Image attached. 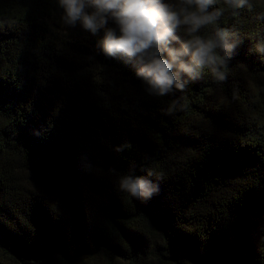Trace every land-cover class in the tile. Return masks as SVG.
I'll return each instance as SVG.
<instances>
[{
    "label": "trees",
    "instance_id": "16d2710c",
    "mask_svg": "<svg viewBox=\"0 0 264 264\" xmlns=\"http://www.w3.org/2000/svg\"><path fill=\"white\" fill-rule=\"evenodd\" d=\"M57 5L0 0V264H264V0H213L193 35L228 33L226 79L164 97L102 32L56 31ZM128 174L159 190L131 196Z\"/></svg>",
    "mask_w": 264,
    "mask_h": 264
},
{
    "label": "clouds",
    "instance_id": "9594fccd",
    "mask_svg": "<svg viewBox=\"0 0 264 264\" xmlns=\"http://www.w3.org/2000/svg\"><path fill=\"white\" fill-rule=\"evenodd\" d=\"M224 3L242 7L247 0ZM212 4L213 0H181V6L174 8L164 0H58L66 25L79 24L93 36L102 32L99 44L105 56L134 60L135 76L157 97L168 95L174 87L183 90L181 74L196 79L198 70L206 66L216 80L226 79L221 69L227 65L221 53L235 47L227 42L228 33L217 29L214 36L193 35L221 14L209 10ZM182 24L188 26L190 38L180 41L176 33ZM257 48L264 53V46ZM119 187L137 199H148L159 190L151 179L131 174L120 178Z\"/></svg>",
    "mask_w": 264,
    "mask_h": 264
},
{
    "label": "rangeland",
    "instance_id": "374dc122",
    "mask_svg": "<svg viewBox=\"0 0 264 264\" xmlns=\"http://www.w3.org/2000/svg\"><path fill=\"white\" fill-rule=\"evenodd\" d=\"M63 10L57 5L51 16L48 18V22L53 26L56 31H60L65 34V31L68 32V25H66L62 19ZM69 34V32H68Z\"/></svg>",
    "mask_w": 264,
    "mask_h": 264
}]
</instances>
